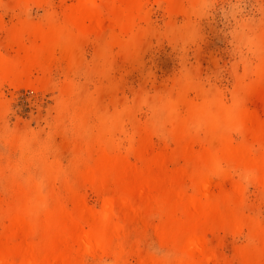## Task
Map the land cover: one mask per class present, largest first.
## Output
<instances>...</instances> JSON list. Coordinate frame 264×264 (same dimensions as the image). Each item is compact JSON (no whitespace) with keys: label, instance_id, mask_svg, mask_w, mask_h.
<instances>
[{"label":"rangeland","instance_id":"obj_1","mask_svg":"<svg viewBox=\"0 0 264 264\" xmlns=\"http://www.w3.org/2000/svg\"><path fill=\"white\" fill-rule=\"evenodd\" d=\"M79 1L0 0L2 54L16 57L22 45H30L28 34L22 33L25 25L55 26L69 34L73 42V60L62 57L57 50L45 79L34 69L28 80H0V209L10 202L15 186L24 184L28 177H41L39 162L44 155L45 161L56 162L61 170L63 181L59 179L53 184L56 192L64 194V180L68 183L65 186L75 184L84 196L88 213L101 216L102 199L80 177L86 167L92 166L91 161L86 162L84 149L90 134L109 130L116 153L126 156L133 167L140 169L144 166L133 152L140 139H148V156H169L177 150L178 144L169 137L171 123L166 109L170 107L178 108L181 121L188 116L186 107L217 99L264 119V0H181L178 8L165 1L142 0L143 18L136 21L131 31L110 28L108 9H104L105 18L95 31L77 42L68 14ZM38 78L43 81L38 82ZM67 85L72 90L69 98L65 95ZM82 107L90 111L84 119L87 133L80 137L77 118ZM199 131L194 130L191 150L168 158L172 161L167 165L170 171L184 165L190 153L201 154L203 146L209 147L204 130ZM15 135L29 141V153L26 151L25 155L30 158L9 142ZM230 136L235 145L243 141L236 131ZM41 152L42 157L38 154ZM239 174L232 172L227 179L212 177L211 191L230 192L243 183L238 213L264 226V186ZM187 191L192 193L189 184ZM66 204L73 209L71 202ZM120 220L124 222V212H120ZM0 224L1 235L7 222ZM157 224V217L145 212L137 214L125 230L124 251L131 247L126 256L123 254L125 259H89L86 264H150L151 257L160 264H172L174 250L160 244L154 230ZM208 233L207 246L216 259L206 264H256L242 256L247 248H257V242L249 238L248 228L236 234L228 229ZM130 251L138 255H128ZM260 264H264V259Z\"/></svg>","mask_w":264,"mask_h":264},{"label":"bare ground","instance_id":"obj_2","mask_svg":"<svg viewBox=\"0 0 264 264\" xmlns=\"http://www.w3.org/2000/svg\"><path fill=\"white\" fill-rule=\"evenodd\" d=\"M161 1L178 8L181 0ZM97 2H101V5L98 6ZM141 2L142 0H80L68 14L70 27L76 31V41L95 31L96 26L105 18L104 9H108L110 28L131 31L136 21L143 18L141 7L144 5ZM22 33L28 34L30 45H22L18 52L20 55L16 57L4 55L0 51V80L12 83L28 80L34 69L39 70L42 76L46 75L48 66L56 59L57 50L62 57L73 60L70 56L73 42L68 38L69 34L61 29L55 26L44 28L25 25ZM262 70L263 68L260 69ZM41 78L45 79V76ZM43 79L38 78V82ZM71 91L67 85V98L71 96ZM89 111L87 107H82L79 112L77 124L80 137L87 133L84 121L88 118L86 115H89ZM166 111L171 123L169 137L178 144L177 150L169 156H148V139H138L140 144L136 145L133 152L144 166L140 169L133 167L126 156L116 153V143L108 137L109 130H99L100 133L95 136L90 134L84 149L86 162L91 161L92 166L89 169L86 167V172L80 171V177L102 199L104 210L101 216L88 213L84 196L75 184L65 186L68 183L64 180L66 191H63L64 194L56 192L54 182L59 179L63 181L60 167L56 162L45 161L47 159H44L42 152L38 153L43 155V160L39 162L41 177H28L23 181L24 184L17 185V178L10 175L17 186L9 197L10 202L4 209H0V222H7L0 235V264H86L89 259L101 260L105 257L122 261L125 259L122 256L128 253L126 250H131L130 247L124 251L127 240L125 230L132 224L135 216L143 212L157 217L158 224L154 230L160 244L162 242L173 248L175 257L172 264H206L216 259L214 252L207 246V232L210 234L219 229H228L235 233L244 228H248L249 238L257 242V248H247L242 256L260 264L264 259V226L252 220L253 218L248 219L238 213L237 206L240 199H243V183L236 185L230 192L220 191L216 194L211 190L212 177L227 179L232 172L240 173L244 179L264 186V119L235 105L226 106L217 99L186 107L188 116L181 121L178 120L177 107H170ZM194 130H204L209 147L202 145L205 150L201 154L190 153L184 160V165L170 171L167 165L172 161L168 158L181 154L183 150L186 152L192 149ZM232 131L238 132L243 141L235 145L230 136ZM24 138L15 135L9 142L26 157L30 148L29 141ZM41 157L38 159H42ZM22 160L24 162L25 159ZM29 163L30 161L23 166ZM15 165L17 166H12ZM12 166L10 167L13 168ZM160 167L163 168L159 169ZM14 168L17 170L18 166ZM188 184L192 193L187 191ZM67 201L72 203L73 209L68 208ZM120 212L125 214L124 222L120 220ZM130 252L128 255H138L133 254L134 251ZM140 259L139 261H145V258ZM151 259V262L147 261L150 264L161 263Z\"/></svg>","mask_w":264,"mask_h":264}]
</instances>
